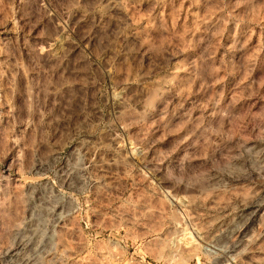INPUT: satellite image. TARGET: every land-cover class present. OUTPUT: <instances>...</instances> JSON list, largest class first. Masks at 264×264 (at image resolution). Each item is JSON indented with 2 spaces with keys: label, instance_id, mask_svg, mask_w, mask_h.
I'll use <instances>...</instances> for the list:
<instances>
[{
  "label": "rangeland",
  "instance_id": "obj_1",
  "mask_svg": "<svg viewBox=\"0 0 264 264\" xmlns=\"http://www.w3.org/2000/svg\"><path fill=\"white\" fill-rule=\"evenodd\" d=\"M0 264H264V0H0Z\"/></svg>",
  "mask_w": 264,
  "mask_h": 264
}]
</instances>
